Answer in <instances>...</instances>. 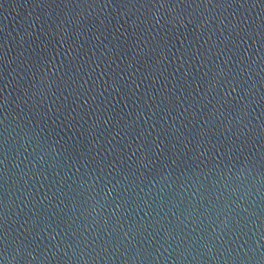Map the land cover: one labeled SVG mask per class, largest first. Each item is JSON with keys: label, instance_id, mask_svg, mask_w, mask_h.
Returning a JSON list of instances; mask_svg holds the SVG:
<instances>
[{"label": "water", "instance_id": "obj_1", "mask_svg": "<svg viewBox=\"0 0 264 264\" xmlns=\"http://www.w3.org/2000/svg\"><path fill=\"white\" fill-rule=\"evenodd\" d=\"M0 264H264V0H0Z\"/></svg>", "mask_w": 264, "mask_h": 264}]
</instances>
